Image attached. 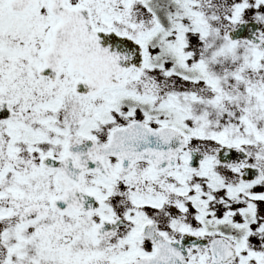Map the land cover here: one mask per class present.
I'll return each instance as SVG.
<instances>
[{
    "label": "snow or ice",
    "instance_id": "6c2138e0",
    "mask_svg": "<svg viewBox=\"0 0 264 264\" xmlns=\"http://www.w3.org/2000/svg\"><path fill=\"white\" fill-rule=\"evenodd\" d=\"M0 264H264V0H0Z\"/></svg>",
    "mask_w": 264,
    "mask_h": 264
}]
</instances>
